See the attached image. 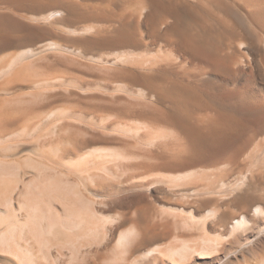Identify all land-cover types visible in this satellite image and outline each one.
Wrapping results in <instances>:
<instances>
[{"label":"bare ground","instance_id":"bare-ground-1","mask_svg":"<svg viewBox=\"0 0 264 264\" xmlns=\"http://www.w3.org/2000/svg\"><path fill=\"white\" fill-rule=\"evenodd\" d=\"M51 1L0 0V264H264V0Z\"/></svg>","mask_w":264,"mask_h":264},{"label":"rangeland","instance_id":"rangeland-1","mask_svg":"<svg viewBox=\"0 0 264 264\" xmlns=\"http://www.w3.org/2000/svg\"><path fill=\"white\" fill-rule=\"evenodd\" d=\"M51 1V0H50ZM73 1H75V2H79V4H81V6H82V4H83V6H82V8L83 9H81V10H79V12H81V13H83V14H86L87 16H89V17H104V16H106L105 17V19H109V21H111V19H116L117 17H115V15L114 14H112V16H111V14L110 13H114V12H118V14H119V12H121L119 15H121V14H129L130 13V9L129 8H131V6H132V2L134 1V0H130V1H132V2H128V1H126V0H116V2L115 1H110V0H73ZM84 2V3H80V2ZM97 1V2H96ZM107 1V2H106ZM108 1H110V2H112V3H110V2H108ZM124 1L126 2L125 4H126V6L125 7H127V6H129L128 4H130V7H128V8H126L125 10L123 9L124 8ZM52 2V1H51ZM110 3V4H109ZM117 3V4H116ZM134 3V2H133ZM102 4H103V6H102ZM113 4V5H112ZM111 5V8L109 7ZM91 6V7H90ZM92 6H93V9H94V11H92V10H90L91 8H92ZM95 6L96 7H98V9L97 8H95ZM100 6V7H99ZM105 6V7H104ZM122 6H123V8H122ZM86 9H85V8ZM90 9H89V8ZM106 8V9H105ZM61 9V8H60ZM59 8H58V10H60ZM88 9H89V11L90 12H88ZM95 9H97V10H95ZM109 9V11H107ZM123 9V10H122ZM129 9V10H128ZM114 11V12H111V11ZM99 11V12H98ZM122 11H124V12H122ZM128 11V12H127ZM60 12L61 11H59V14H60ZM88 12V13H87ZM95 12H97L96 14H94ZM105 12V13H104ZM108 12H110V13H108ZM91 13V14H90ZM58 14V13H57ZM58 14V15H59ZM61 14H63V12L61 13ZM60 14V15H61ZM59 15V16H60ZM108 15H110V16H108ZM114 16V17H113ZM116 16H118V15H116ZM63 29V31H64V33H63V31H59V29L60 30H62ZM57 30H58V32L59 33H63V34H68V32H67V30H65V27L64 26H62V27H60V28H57ZM56 30V31H57ZM67 32V33H66ZM70 35H67V39H68V37H69ZM69 41H70V39H68V42H67V47H70V48H74V50L73 49H68V50H70L69 51V53L71 54V56H75V57H79V55H76V54H74V53H71L72 52V50H73V52L74 51H76V53H80L79 51H80V49H81V52L83 53V57L84 58H87V56L88 57H90L94 52H95V50L94 49H85L84 48V45L83 44H81V43H79V42H72V43H75V44H73V45H69ZM66 42V41H65ZM72 43H70V44H72ZM81 44V46H76V44ZM83 46V47H82ZM81 47V48H80ZM80 48V49H79ZM76 49H78V50H76ZM14 50V51H13ZM85 50V51H84ZM15 51H19V48H16V47H7V48H3V49H0V65H3V64H5L6 62H8L11 58H12V56L13 55H15L17 52H15ZM84 51V52H83ZM86 51L89 53H86ZM13 52V53H12ZM15 53V54H14ZM68 52H67V54H68V56H70V54H69ZM91 53V54H90ZM72 54H74V55H72ZM85 54V55H84ZM5 57H7V58H5ZM8 59V60H7ZM3 60V61H2ZM50 62V63H49ZM52 62V63H51ZM38 63V64H37ZM36 64H37V67L39 66V67H41L40 65H42L43 66V70L45 69L47 72L49 71V73H50V70H54L57 66H58V64H59V69H60V67L61 68H64L65 66V68L64 69H60V70H63L64 72H66L69 76H71L72 75V73H73V75L71 76V77H76V78H79V79H82V80H90V79H92V77L94 78L95 77V72L93 71V70H91V72H90V70H88V72H90L89 74V76L86 74V72L87 71H83V69L81 68V67H79L78 65H76V64H71V63H68V62H53V61H38ZM44 65H46V68H44ZM48 65V66H47ZM49 65H53L52 66V68H51V66L49 67ZM65 65V66H64ZM68 66V67H67ZM47 67H49V68H47ZM58 67L56 68V69H58ZM73 70H72V69ZM38 69H40V68H38ZM55 69V70H56ZM65 70H67V71H65ZM85 72V74H83ZM87 72V73H88ZM91 74H94L93 76L91 75ZM85 75H86V78H84L85 77ZM88 77H89V79H88ZM31 80V79H30ZM30 80H25V79H15L14 81H13V83L12 84H10V85H8V86H6V87H4V86H2V87H0V99H2V98H4L3 96H7V97H9V98H16V97H20V96H22L23 95V97H28L30 94H32V93H34V92H38L39 90H40V87L39 86H36L35 84H34V82H35V79L33 78V80L32 81H30ZM16 81V82H15ZM15 82V83H14ZM32 82V83H31ZM1 86V85H0ZM2 88H3V90H2ZM5 89V90H4ZM6 89H8V90H6ZM35 90V91H34ZM7 92V93H6ZM16 96H15V95ZM18 94H20V95H18ZM15 97H14V96ZM25 95V96H24ZM59 99H61L62 101H64L65 103H63V105L64 104H67L66 103V101H65V98L62 96V95H57V96H55V97H52V98H50L49 99V101L48 100H46V102H45V104H49V103H52V104H56V105H51L54 109H56L57 108V106H62V104H60V103H62V101L61 100H59ZM51 101V102H50ZM57 102V103H55V102ZM38 104L39 103H41V102H37ZM59 104V105H58ZM76 105L77 106H80V107H76ZM59 106V107H60ZM74 107H76V110H77V113L78 114H80V113H82L84 110H85V108L80 104H75V106ZM81 107H83V108H81ZM80 109H81V111H80ZM83 109V110H82ZM79 110V111H78ZM31 113H33V111L31 112V110H30V112L28 113L29 115L31 114ZM27 114V113H26ZM26 114H20V118L19 119H23L24 120V118H25V116H26ZM90 114H92V112H90L89 113V115ZM21 115H24V117L23 116H21ZM87 116L88 118H91L92 116H93V114L92 115H90V116ZM22 117V118H21ZM18 119V120H19ZM20 121V120H19ZM18 121V123H22V121H20L19 122ZM14 122H17V121H14ZM20 123V124H21ZM10 125L11 123H6V125ZM13 124V123H12ZM15 125V129L16 130H18V126L20 127V125L18 124V126H17V124L16 123H14ZM45 124H47V121H45L44 122V125ZM75 124H78V123H75ZM6 125L4 124V126L6 127ZM7 125V126H8ZM17 126V127H16ZM47 128V127H46ZM13 129L14 128H12L11 130H10V132L11 131H13ZM14 129V130H15ZM40 129H42V127H40ZM43 129L46 131V129H45V127H43ZM42 129V130H43ZM41 130V131H42ZM43 130V131H44ZM9 132V131H8ZM30 144V143H29ZM27 144V143H25L23 146H22V148L20 147L19 149H17V150H13V151H15L14 153H13V151L12 152H9V154L7 155V158L9 157L10 159H11V157H12V159H14V160H18V159H23V158H26L27 156H29V154L31 153V154H34V156L35 157H38L37 156V154L35 153V151H34V149H32V147L34 148V146H33V144ZM25 146V147H24ZM31 146V147H30ZM24 147V148H23ZM25 149V150H24ZM30 149V150H29ZM31 150H33V151H31ZM20 151H21V153H20ZM33 152V153H32ZM12 153L14 154V155H12ZM30 154V156H32L33 157V155H31ZM21 158H20V157ZM25 156V157H24ZM34 157V158H35ZM0 158H1V155H0Z\"/></svg>","mask_w":264,"mask_h":264}]
</instances>
